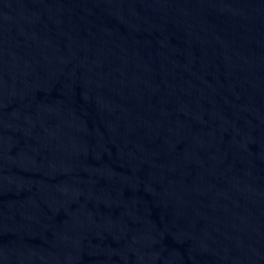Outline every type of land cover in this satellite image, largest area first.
I'll list each match as a JSON object with an SVG mask.
<instances>
[{
  "label": "water",
  "instance_id": "95a60500",
  "mask_svg": "<svg viewBox=\"0 0 264 264\" xmlns=\"http://www.w3.org/2000/svg\"><path fill=\"white\" fill-rule=\"evenodd\" d=\"M0 264H264V0H0Z\"/></svg>",
  "mask_w": 264,
  "mask_h": 264
}]
</instances>
